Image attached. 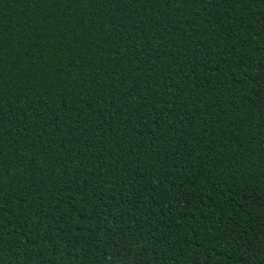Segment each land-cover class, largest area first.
Segmentation results:
<instances>
[{
  "label": "trees",
  "instance_id": "16d2710c",
  "mask_svg": "<svg viewBox=\"0 0 264 264\" xmlns=\"http://www.w3.org/2000/svg\"><path fill=\"white\" fill-rule=\"evenodd\" d=\"M0 264H264V0H0Z\"/></svg>",
  "mask_w": 264,
  "mask_h": 264
}]
</instances>
